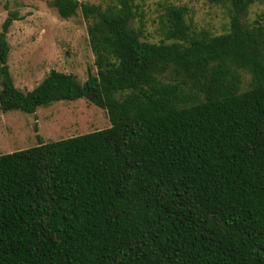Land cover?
<instances>
[{
	"label": "trees",
	"instance_id": "1",
	"mask_svg": "<svg viewBox=\"0 0 264 264\" xmlns=\"http://www.w3.org/2000/svg\"><path fill=\"white\" fill-rule=\"evenodd\" d=\"M207 1L226 33H196L169 5L153 43L138 0H49L87 23L95 74L51 70L26 93L8 13L0 113L84 99L109 127L0 155V264H264V24L245 20L264 0Z\"/></svg>",
	"mask_w": 264,
	"mask_h": 264
},
{
	"label": "rangeland",
	"instance_id": "2",
	"mask_svg": "<svg viewBox=\"0 0 264 264\" xmlns=\"http://www.w3.org/2000/svg\"><path fill=\"white\" fill-rule=\"evenodd\" d=\"M48 1L0 0V31L9 12L17 15L6 35L9 46L7 66L13 85L24 93L34 89L51 70L71 74L80 84L85 82L88 71L95 74L86 33L87 23L80 12L69 19H62ZM77 1L101 8L114 3V0ZM138 2L144 15L142 40L148 42L157 43L163 39L160 21L169 5L186 8V22L196 33L220 35L229 28L226 8L212 5L207 0ZM245 20L264 24V5H252ZM247 82L248 77H245L243 88ZM108 127L106 113L84 99L53 103L38 108L33 114L19 111L0 113V155Z\"/></svg>",
	"mask_w": 264,
	"mask_h": 264
}]
</instances>
